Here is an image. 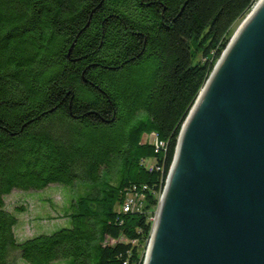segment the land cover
I'll use <instances>...</instances> for the list:
<instances>
[{
  "label": "trees",
  "instance_id": "1",
  "mask_svg": "<svg viewBox=\"0 0 264 264\" xmlns=\"http://www.w3.org/2000/svg\"><path fill=\"white\" fill-rule=\"evenodd\" d=\"M255 1L0 0V264H142L180 126ZM49 184L80 186L69 225L18 238L4 196Z\"/></svg>",
  "mask_w": 264,
  "mask_h": 264
},
{
  "label": "water",
  "instance_id": "2",
  "mask_svg": "<svg viewBox=\"0 0 264 264\" xmlns=\"http://www.w3.org/2000/svg\"><path fill=\"white\" fill-rule=\"evenodd\" d=\"M178 131L142 264H264V0Z\"/></svg>",
  "mask_w": 264,
  "mask_h": 264
},
{
  "label": "rangeland",
  "instance_id": "3",
  "mask_svg": "<svg viewBox=\"0 0 264 264\" xmlns=\"http://www.w3.org/2000/svg\"><path fill=\"white\" fill-rule=\"evenodd\" d=\"M236 21L231 29L230 36L239 26ZM151 137V136H149ZM80 186L74 184L71 188L65 185L49 184L41 190L14 189L4 196L5 207L16 213L17 221L14 226V235L26 239L39 233H51L58 228L69 225L68 206L77 196ZM156 209V208H155ZM154 211L150 215L154 219ZM15 264H24L20 259ZM62 264V263H57Z\"/></svg>",
  "mask_w": 264,
  "mask_h": 264
},
{
  "label": "built area",
  "instance_id": "4",
  "mask_svg": "<svg viewBox=\"0 0 264 264\" xmlns=\"http://www.w3.org/2000/svg\"><path fill=\"white\" fill-rule=\"evenodd\" d=\"M136 202H137V200H136V197H135V196L129 198V199L126 201V203L124 204L125 209H127V208L130 207L131 205H135Z\"/></svg>",
  "mask_w": 264,
  "mask_h": 264
}]
</instances>
